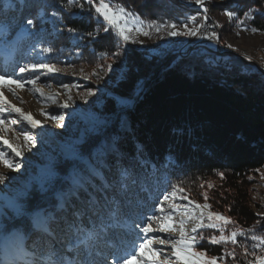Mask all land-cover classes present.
Instances as JSON below:
<instances>
[{
  "label": "rangeland",
  "instance_id": "rangeland-1",
  "mask_svg": "<svg viewBox=\"0 0 264 264\" xmlns=\"http://www.w3.org/2000/svg\"><path fill=\"white\" fill-rule=\"evenodd\" d=\"M16 1L21 0H4L3 12L5 15L2 13L0 16V24L12 23L9 17H12L13 13H10V11L15 9ZM231 1L206 0V6L209 9L207 13L209 19L207 21L203 20V8L196 4L195 0L184 1L187 5L195 4L197 10L188 14L181 24H177L179 30H184L182 25L185 23L188 24L189 28H197L204 24L203 29H205L209 22L210 26L216 29L219 36L217 42L222 49L219 52L215 51L219 57L226 59L227 57L234 58L238 56L247 63H251V67L264 70V32H253L250 27L241 24L236 16L230 19L226 15V12L230 10L222 6ZM111 7L114 10L118 8L112 5ZM53 13H56V15H53ZM66 15L78 17L77 13L67 10L48 12L46 9H41L36 18L37 28L31 29L32 32L36 33L34 36H26L18 28L13 33L0 35V73H14L15 77L22 80H32L37 75L40 76L35 84L25 83L22 88L14 83L0 87V91L3 92L4 97L11 105L20 108L25 114H31L33 119L40 122V125L33 129L27 121L19 117V114L14 112L5 113L8 120L15 119L17 122L7 125L10 130L0 128V136L19 149L23 155L22 157H16L14 153L10 152L8 146L3 143V140H0V150L5 152L6 157L22 163L19 170H14L5 166L3 161H0V173L15 178L5 182L8 187L0 185V194L10 197L16 196L17 192L25 190V185L29 182L30 177L43 175L49 170L55 171L63 177L68 174L73 166L88 174L89 165H92L103 172L106 179H114L117 175V157L112 149H110L111 153L103 145L99 146V143L104 141L106 134L114 129L115 117L113 115L115 111L129 108L132 105L131 99L123 98L116 94L115 90L119 83L125 80L130 71L126 52L128 48L133 47L156 54L177 46L178 54L188 57L195 49H204V47L199 46V41H208L207 35L204 39L201 37L204 33L203 29L195 37H169L168 31L171 30L170 28L165 27L160 29L159 32H150L149 25L146 22L137 16L135 18L128 16L127 26L132 31L129 33L130 40L124 42L117 30L109 26L107 21L95 12L94 6L89 12V16L91 15L96 23L92 32L93 36L79 34L77 31L71 33L67 30L69 27L66 22ZM192 17H195V21L191 19ZM104 28L109 29L107 32L116 33V45L108 54L99 57L95 55V51L91 47L92 41L88 39L94 38L95 40L97 31L98 35L107 33ZM144 32H148V35H144ZM229 44L232 45L231 48L226 46ZM46 47H52L55 51L52 53L42 51ZM118 51L121 53L119 57L113 55ZM16 52L19 59L16 67L12 68L10 65L11 68H8V64L14 61ZM35 63H53L63 71L47 73V70L41 69L36 72L28 70L23 74L19 72L20 67ZM109 64L113 67L112 71L107 70ZM10 88L15 89V94ZM36 89L40 91L37 92ZM64 104H67L68 107H62ZM0 107H8V105L0 104ZM59 116H63V119L56 118ZM24 132L34 135L35 141L26 143ZM114 134L116 135V133ZM73 152L80 158H71ZM120 152L126 158L121 161L122 164H126L127 161L131 160L125 151ZM262 174H264V166L249 172L245 181L249 204L259 216H264V175ZM99 182V178H93V183L98 184ZM66 183L68 182L66 181ZM209 184L212 187H209ZM173 185H179L185 191L181 193L179 190H175L176 195H170L174 191ZM225 185H227V182L220 175L197 182L195 186L190 184L187 186L188 188L181 183L166 180L158 194H156L153 203L148 205L136 200L134 195L128 191L126 196H121L124 203L122 204L119 222L112 228L116 230V233L112 229L100 232L98 238L90 242L87 249L81 246L79 259L83 261L90 260L93 264H111L114 253L122 252L130 246L131 241L139 232V228L136 227L137 224L144 227L146 226V217L160 216L156 209L160 207L159 202L163 201L164 212H173L172 223L176 230L160 233L158 229L163 222V217H161L151 221L153 229L157 231L149 235L178 239L180 236L179 220L182 218L189 219L188 215L184 214L185 209L194 216H200L202 212L205 225L210 223L207 218L209 212L219 213L235 221L234 224L223 226L224 235H230L235 229H241L246 234H238L237 244H232L230 241L218 245L212 244L208 238L213 235H221L219 227L215 229L209 227L198 229L197 233L199 235H197V233L191 232L197 221L191 219L185 225L188 235L197 236L191 251H205L206 256L204 259L213 256L218 257L220 259H218L217 264H249V261L254 260L250 253L264 254L261 253L264 244L259 240H253L251 237L253 235L264 236V234L258 232V230L248 231L252 228L245 227L231 214L227 203L232 190ZM203 193H207V201H205ZM165 196L169 198L165 200ZM185 196L187 199H183ZM25 200V197H18V202L24 205L26 212H35L42 208L54 210L49 200L41 199L38 193H33L32 198L27 203H25ZM190 201L194 203H190ZM205 203L211 205V207L195 208V204L204 205ZM140 209L143 210L140 211ZM5 213L3 220H0V223L4 225L0 228V264H30L35 238L31 220L27 215L16 216L10 209H5ZM97 219L98 217L93 216L91 212H87L83 224L86 228H93L94 222L98 221ZM216 223L220 225L222 222L216 221ZM28 226L30 229L27 228ZM11 234H19V238L14 240ZM199 236H203L204 239H199ZM113 239H116V241H113ZM241 245L247 247L249 255H245L244 248ZM154 246L162 249L161 260H164L165 256L170 257L166 264H182L172 256L171 244L158 245L154 242ZM218 249L222 250L221 254H212ZM233 250L235 259L231 255H225V253H230ZM68 255L71 258L76 254L69 253Z\"/></svg>",
  "mask_w": 264,
  "mask_h": 264
},
{
  "label": "trees",
  "instance_id": "trees-1",
  "mask_svg": "<svg viewBox=\"0 0 264 264\" xmlns=\"http://www.w3.org/2000/svg\"><path fill=\"white\" fill-rule=\"evenodd\" d=\"M184 1L107 0L135 13L149 25L150 32L168 23L181 24L196 12L195 4ZM3 4L0 0V16L5 15ZM222 7L233 11L241 24L264 32V0H232ZM91 8L86 0H21L16 1L9 18L23 23L27 18L36 19L41 9L67 10L78 14L66 15L68 27L87 35L96 24L89 16ZM153 21L156 24L150 27ZM115 36L110 31L88 39L95 55L102 57L112 51ZM215 51L220 50L195 49L183 57L177 46L156 54L129 47L130 71L115 90L131 99L132 105L115 111V127L99 146L112 153L115 144L125 151L131 160L124 167L133 162L137 146L143 147L140 159L148 163L146 167L136 164L137 183L129 191L146 205L153 203L166 180L195 186L223 172L225 186L232 190L227 203L231 214L245 227L264 234V216L250 206L245 187L246 175L264 166V70L238 56L223 59ZM18 60L16 52L8 68L16 67ZM97 220L94 227L100 231L101 220ZM109 223L105 220V227ZM221 253L218 249L212 254Z\"/></svg>",
  "mask_w": 264,
  "mask_h": 264
},
{
  "label": "snow or ice",
  "instance_id": "snow-or-ice-1",
  "mask_svg": "<svg viewBox=\"0 0 264 264\" xmlns=\"http://www.w3.org/2000/svg\"><path fill=\"white\" fill-rule=\"evenodd\" d=\"M90 6H94L95 12L102 16L105 21H107L109 26L114 27L119 36L122 37L124 42L130 40L129 33L132 31L127 26V17L132 16L135 18V13L129 12L124 6H119L115 10L107 2V0H86ZM196 4L203 8L204 15L203 20L207 21L209 19L207 13L209 11L206 6V0H195ZM79 7L83 9L84 5L80 4ZM56 15V13H53ZM226 15L232 19L235 17L233 11L226 12ZM248 13H245L247 16ZM195 21V17L191 18ZM156 22L150 23V27L155 25ZM161 26H157V32L160 31ZM162 27L170 28L168 31L169 37H179V36H191L195 37L201 33L204 28V24H201L197 28H189L188 24L182 25L184 29L179 30V26L176 23H168L162 25ZM24 33L26 36H34L36 33L32 32L31 29L37 28V19L27 18L23 23L18 21H13L11 24H0V35L6 33H13L16 29ZM71 33H75L76 29L68 28ZM109 29L104 28L107 32ZM139 31V29H137ZM253 32L258 31V29L253 28ZM98 35V31L96 33ZM88 36H93L92 32L87 34ZM144 35H148V32H144ZM208 39L219 40L218 34L213 31L207 36ZM10 42V41H9ZM135 43V41H133ZM231 48L232 45H226ZM119 47V45H118ZM42 51L47 53H52L55 51L52 47L43 48ZM113 55L119 57L121 53L118 51ZM47 70V73H59L63 69L59 68L53 63H35L26 65L19 68L21 74L28 70L36 72L38 70ZM107 70L112 71L113 67L111 64L107 65ZM40 76L37 75L35 79L32 80H22L15 77L14 73L9 74L7 72L0 73V87L9 85L10 83L16 84L18 87H24L25 83L35 84L36 80H39ZM15 94V89H11ZM39 92V89H36ZM43 95V93H41ZM0 104H7L8 107H0V128L4 130H10L7 128L9 123L15 124L17 121L15 119L8 120L5 113H17L19 117L35 129L40 125V122L33 119L31 114H25L20 108L15 105H11L6 97H4L3 92L0 91ZM62 107L67 108L68 105L64 104ZM62 120L63 116L56 117ZM63 127V125H61ZM24 140L26 143H33L35 141V136L24 132ZM0 140L8 146L11 153H14L16 157H22V152L14 147L8 140H4L0 136ZM113 153L117 157L116 161V177L112 180H108L104 177L103 172L98 170L92 165H89L88 174H85L81 170L73 166L66 176L61 177L57 172L49 170L43 175H37L30 177L29 182L25 185V190L17 192L16 196H7L0 194V220L5 217V209H10L16 216L27 215L31 220V227L34 233V250L31 252L30 264H93L92 261H83L79 259V253L81 246L85 249L89 247L90 242L95 241L100 232H106L107 228L115 227L119 222L120 213L122 210V204L124 201L121 196H126L130 185L137 183L135 178V166L139 164L141 167L147 166V160H141L140 157L144 156L143 147L137 146L136 156L132 157V163L128 167H124L121 161L126 158L119 151V148L113 145ZM71 158L78 159L75 152L71 154ZM0 161H3L5 166L12 168L14 170H19L22 167V163L8 159L3 150H0ZM221 178H224V173H219ZM264 175V174H262ZM93 178H99V183H93ZM14 177H9L3 173H0V185L8 187L5 183L6 181L13 180ZM67 181L68 183H64ZM35 185V187H34ZM58 186V187H57ZM174 191L170 195H176L175 190H179L183 193L185 190L179 185H173ZM203 187V185H201ZM209 187H212L209 184ZM33 193H38L41 199H48L51 204L52 209L42 208L35 212H26L24 205L18 202V197H25V203H27L31 198ZM205 201L208 199L207 193H203ZM169 197L165 196L164 199L167 200ZM187 199V197H183ZM130 203V202H129ZM190 203H194L191 202ZM160 207L156 209L160 213V216L153 215L151 217H146V226L140 227L139 224L136 225L139 228V232L136 234L135 238L131 241L130 246L124 249L122 252L118 251L114 253V258L111 264H166L170 257L165 256L164 260L160 259L162 254V249L154 246V242L158 245L171 244L173 249L172 256L175 257L176 261L182 262V264H217L218 257H211L209 259H204L206 256L205 251L193 252L191 251L193 242L197 240V236L188 235L185 229V225L191 219H195L197 222L195 226L191 229L192 233H197L198 229H203L205 227L217 228L219 227L221 235L209 237V242L212 244H222L228 243L237 244V236L245 235L246 233L241 229H235L230 235H224V225L234 224L235 221L231 220L230 217H225L222 214L209 212L208 220L209 224L205 225L203 213L200 216H194L184 210V214L188 215L189 219L179 220V232L180 236L178 239L163 238L156 235H149L156 232L153 229L151 221L157 220L163 217V222L159 227L158 231L160 233L175 231V227L172 223L173 212H164L163 201L159 202ZM211 205L205 203L204 205L195 204L196 209L210 208ZM87 212H91L93 216L98 217L101 220L100 231L98 232L95 227L86 228L83 224V219ZM106 214V215H105ZM259 215V214H258ZM110 221L107 227L104 225V221ZM216 221L222 222L220 225ZM4 225L0 223V228ZM248 231L254 232L255 229H249ZM13 239L19 238V234H11ZM197 235H199L197 233ZM253 240H259L264 244V236L253 235L251 237ZM199 239H204L203 236H199ZM18 246V245H17ZM244 248L245 255H249L246 246L241 245ZM259 247V245H257ZM69 253H75L74 257L68 255ZM261 253H264V248H261ZM90 255V253H89ZM225 255H231L235 259L234 250L230 253H225ZM254 257V260L249 261V264H264V254L257 255L255 252L250 253Z\"/></svg>",
  "mask_w": 264,
  "mask_h": 264
},
{
  "label": "built area",
  "instance_id": "built-area-1",
  "mask_svg": "<svg viewBox=\"0 0 264 264\" xmlns=\"http://www.w3.org/2000/svg\"><path fill=\"white\" fill-rule=\"evenodd\" d=\"M210 25L211 24L208 22L207 29L204 30V33L207 32V31H215L216 32V29L214 27H211ZM201 46L204 47V48H212L214 50H221L222 49V47H219V46H215L214 45V40H212V41H206V42H201L200 43V47Z\"/></svg>",
  "mask_w": 264,
  "mask_h": 264
},
{
  "label": "bare ground",
  "instance_id": "bare-ground-1",
  "mask_svg": "<svg viewBox=\"0 0 264 264\" xmlns=\"http://www.w3.org/2000/svg\"><path fill=\"white\" fill-rule=\"evenodd\" d=\"M206 29H207V27H205V29H203V30H206ZM210 33H211V31H210V32L207 31V32H205L204 34H202V36H201V35H200V36L204 39V37H205L206 35H207V36L210 35ZM207 36H206V37H207ZM212 40H214V39H211V40L208 39V41H212ZM201 42H204V40H203V41H202V40L199 41V43H198L199 46H200V43H201ZM214 45H215V46H219L220 44H219L216 40H214ZM208 49H212V48H208Z\"/></svg>",
  "mask_w": 264,
  "mask_h": 264
}]
</instances>
